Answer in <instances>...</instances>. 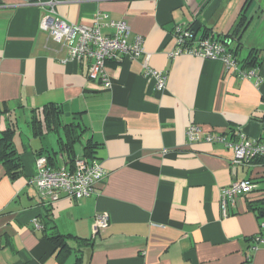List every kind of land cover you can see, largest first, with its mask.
Returning <instances> with one entry per match:
<instances>
[{
  "label": "crops",
  "instance_id": "1",
  "mask_svg": "<svg viewBox=\"0 0 264 264\" xmlns=\"http://www.w3.org/2000/svg\"><path fill=\"white\" fill-rule=\"evenodd\" d=\"M36 1L0 0V132L13 128L21 164L12 178L0 162V264H244L248 256L264 264V242L250 248L264 235L256 201L264 155L237 163L224 142L204 138L264 142V0H57L56 17L67 23L91 26L106 14L98 20L103 35L114 32L109 19H124L129 41L142 36L144 59L106 60L110 86L88 76L91 58L71 57L78 36L58 40L41 27L49 7ZM195 25V39L207 34L226 40L229 51L238 46L232 54L240 66L257 50L254 65L242 67L251 76L218 59L168 56L175 29ZM142 60L165 72L162 88ZM71 119L79 125L73 139L61 125ZM191 124L197 140L186 133ZM66 142L76 157L89 145L93 156L83 158L105 175L89 196L40 201L31 182L36 158L52 153L48 164L72 168L60 151ZM241 179L257 188L234 196L224 216L220 192ZM99 214L106 226L97 224ZM52 232L68 236L69 249L54 245Z\"/></svg>",
  "mask_w": 264,
  "mask_h": 264
},
{
  "label": "built area",
  "instance_id": "2",
  "mask_svg": "<svg viewBox=\"0 0 264 264\" xmlns=\"http://www.w3.org/2000/svg\"><path fill=\"white\" fill-rule=\"evenodd\" d=\"M57 0H37L35 3L40 6L49 7L42 14L40 25L54 39L70 41L75 36L79 40L74 46L69 47V53L73 59H82L89 57L93 60L88 76L99 78L105 86H110V79L104 72V64L109 59H144L145 52L142 47V36L136 34L129 41L130 26L124 19H109L105 25L113 28V34L103 35L100 30V18H107L106 14L98 15L95 18V24L91 26H82L67 23L56 17L54 4ZM174 35L177 39L176 46L169 51L168 56L174 57L182 53H188L204 58L218 59L222 61L228 69H235L242 77H250L252 72L245 71L228 50L226 40H218L211 37L202 36L197 39L190 30L175 29ZM143 61V60H142ZM146 76L152 77L156 81V87L162 88L165 81V72L149 68L143 61ZM186 133L191 140L199 138V128L191 124L186 128ZM207 141L224 142L233 152L234 162L243 163L258 156L264 155V142L255 139L250 140L239 134L233 141H224L222 137L208 134L205 137ZM36 171L31 182L35 185L37 197L40 201L53 203L65 194L68 197H86L94 191V183L103 178L104 169L96 160H87L83 157H76L72 168L52 167L47 162L44 155L36 158ZM255 188V184L250 179L235 180L220 192V208L225 216L228 213V205L234 196L247 193ZM100 226L107 225V217L99 214L96 218ZM35 227H40V223L34 220ZM260 228L264 230V220L260 223ZM264 242V235L258 234L251 243V250H256L259 243ZM244 264L250 263L248 256Z\"/></svg>",
  "mask_w": 264,
  "mask_h": 264
},
{
  "label": "trees",
  "instance_id": "3",
  "mask_svg": "<svg viewBox=\"0 0 264 264\" xmlns=\"http://www.w3.org/2000/svg\"><path fill=\"white\" fill-rule=\"evenodd\" d=\"M243 23H244V17L241 15L239 17L237 25H241ZM226 35H228V34H226ZM203 36H207V34H204ZM237 49H238V46H236L235 48H231L230 50L234 55H236ZM252 51H253L252 55L249 56L243 62H241L242 63L241 67L244 68V66H245V67L249 68L248 67L249 65L252 66L257 61L258 51L257 50H252ZM47 107H46V110L48 111V113L51 110L54 111V107L50 106V107H48L49 109ZM0 112H4V111L0 110ZM34 113L35 112H33V115L31 116V120H30L31 123L30 124H32L35 132H39L36 127H38L40 124H39V121L37 120V114H34ZM55 113H56V110H55ZM55 123H57V119H55ZM61 125H62V128L66 132V136H70V138L73 139L72 134H73L74 128H76L75 126L78 127L79 125L74 123L72 121V119H71V121L63 122V124H61ZM47 126H49V123H46V127ZM12 131H13V128H8L5 131L0 132V162L5 167L7 173L13 178V177L17 176V174L19 173V170L21 168V164H20V161L17 157L16 150H15L13 142H12ZM88 146L89 145H86L83 148V154H82L83 156L82 157L92 158L93 151ZM60 151H64L66 153L67 160L65 162H66V164H68V166L71 167L73 165L74 159L77 156L73 147L68 142H66V143L62 144ZM41 155H44L47 158V161L51 162V164H53L52 159H51L53 157L52 153H47V154L40 153V154H38V156H41ZM256 188L257 187L255 186L254 189H256ZM260 191H262L263 193L261 192V198H259L256 201H258V204H260L259 207L263 208L264 207V187H262L260 189ZM52 228H54V227H52ZM68 238H69L68 236L58 234V232H55V233L52 232V235H50V240H52L53 244L60 247L61 250H64V251L69 249L67 247V242H66V240Z\"/></svg>",
  "mask_w": 264,
  "mask_h": 264
},
{
  "label": "water",
  "instance_id": "4",
  "mask_svg": "<svg viewBox=\"0 0 264 264\" xmlns=\"http://www.w3.org/2000/svg\"><path fill=\"white\" fill-rule=\"evenodd\" d=\"M192 29H193V34H195L196 31H197V26H196V25L193 26ZM64 110H66V112H65V116H68V115H69L68 108L65 107ZM67 120H68V119H67Z\"/></svg>",
  "mask_w": 264,
  "mask_h": 264
},
{
  "label": "rangeland",
  "instance_id": "5",
  "mask_svg": "<svg viewBox=\"0 0 264 264\" xmlns=\"http://www.w3.org/2000/svg\"><path fill=\"white\" fill-rule=\"evenodd\" d=\"M75 147H76V151H79V144L77 143L76 145H75Z\"/></svg>",
  "mask_w": 264,
  "mask_h": 264
}]
</instances>
